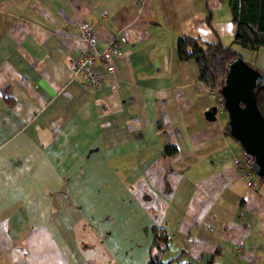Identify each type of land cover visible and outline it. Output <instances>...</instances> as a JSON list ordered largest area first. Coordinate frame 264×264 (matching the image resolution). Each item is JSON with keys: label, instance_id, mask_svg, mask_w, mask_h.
<instances>
[{"label": "crops", "instance_id": "crops-1", "mask_svg": "<svg viewBox=\"0 0 264 264\" xmlns=\"http://www.w3.org/2000/svg\"><path fill=\"white\" fill-rule=\"evenodd\" d=\"M123 38L102 81L71 74L77 20ZM226 0H0V264H264V182L232 156L179 33L218 39L264 75V46L232 42ZM173 145V151L163 147Z\"/></svg>", "mask_w": 264, "mask_h": 264}, {"label": "trees", "instance_id": "trees-1", "mask_svg": "<svg viewBox=\"0 0 264 264\" xmlns=\"http://www.w3.org/2000/svg\"><path fill=\"white\" fill-rule=\"evenodd\" d=\"M226 4L234 22L232 42L250 50L264 46V0H226ZM175 51L180 59L191 57L195 61L197 76L208 87H219L227 62L240 55L231 44L221 43L218 39L204 40L198 35L184 32L176 37ZM253 90L256 105L264 120V78ZM224 128L231 135L227 125ZM173 149V145L166 144L163 152L169 153ZM259 176L261 182H264V175ZM152 234V243L143 264H195L188 259H177L181 253L180 249L174 255L162 258L161 253L167 245L168 233L162 227L155 226L152 228Z\"/></svg>", "mask_w": 264, "mask_h": 264}, {"label": "water", "instance_id": "water-1", "mask_svg": "<svg viewBox=\"0 0 264 264\" xmlns=\"http://www.w3.org/2000/svg\"><path fill=\"white\" fill-rule=\"evenodd\" d=\"M263 78L257 67L237 55L227 62L219 86L228 130L242 149L252 153L251 167L258 175H264V120L256 105L253 88ZM214 108L212 105L210 109Z\"/></svg>", "mask_w": 264, "mask_h": 264}, {"label": "built area", "instance_id": "built-area-1", "mask_svg": "<svg viewBox=\"0 0 264 264\" xmlns=\"http://www.w3.org/2000/svg\"><path fill=\"white\" fill-rule=\"evenodd\" d=\"M76 54L71 57V74H82L83 83L89 86H97L102 81L100 72L94 68L95 58H101L108 72L114 69L113 57L117 54L123 38L111 37L105 45L97 47L95 35L91 31L84 18L77 20V32L75 34ZM207 94L212 98L215 109H224L222 95L218 86L207 88ZM253 155L242 149L239 156H232L235 165V173L244 180L249 187H254L260 180V176L251 167Z\"/></svg>", "mask_w": 264, "mask_h": 264}, {"label": "rangeland", "instance_id": "rangeland-1", "mask_svg": "<svg viewBox=\"0 0 264 264\" xmlns=\"http://www.w3.org/2000/svg\"><path fill=\"white\" fill-rule=\"evenodd\" d=\"M223 110H224V112H226L225 109H223Z\"/></svg>", "mask_w": 264, "mask_h": 264}]
</instances>
